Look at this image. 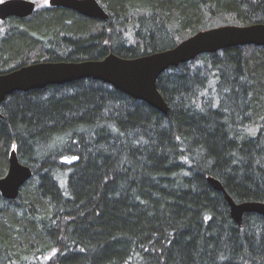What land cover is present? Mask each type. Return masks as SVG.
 Returning a JSON list of instances; mask_svg holds the SVG:
<instances>
[{"label": "trees", "instance_id": "obj_1", "mask_svg": "<svg viewBox=\"0 0 264 264\" xmlns=\"http://www.w3.org/2000/svg\"><path fill=\"white\" fill-rule=\"evenodd\" d=\"M37 1L0 23V74L41 62L133 59L195 33L264 23V0H97L110 26ZM159 113L92 79L16 91L0 103V178L9 152L32 171L0 195V264H264V46L171 67Z\"/></svg>", "mask_w": 264, "mask_h": 264}, {"label": "water", "instance_id": "obj_2", "mask_svg": "<svg viewBox=\"0 0 264 264\" xmlns=\"http://www.w3.org/2000/svg\"><path fill=\"white\" fill-rule=\"evenodd\" d=\"M48 5L72 10L82 16L103 21L106 27L110 26L109 15L97 0H48ZM34 11L33 1L5 0L0 3V20L11 16L24 18ZM248 45L264 46V23L225 25L199 31L173 48L133 59L120 58L110 53L98 61L34 63L0 74V103L16 91L27 92L50 85L92 79L108 84L165 115L168 106L157 89V80L166 70L187 63L201 54H213L219 50ZM31 176V169L20 163L16 151L12 149L8 156L6 174L0 178L1 197L16 200L21 187ZM207 182L215 191L223 194L230 217L239 227H242L245 214H257L264 218V202L236 203L217 179L208 177Z\"/></svg>", "mask_w": 264, "mask_h": 264}, {"label": "flooded vegetation", "instance_id": "obj_3", "mask_svg": "<svg viewBox=\"0 0 264 264\" xmlns=\"http://www.w3.org/2000/svg\"><path fill=\"white\" fill-rule=\"evenodd\" d=\"M3 1H5V0H0V3L1 2H3ZM30 1H33L34 3H35V9L37 8V1H35V0H30ZM44 3H45V5L46 6H49L48 5V0H45L44 1ZM50 7V6H49ZM51 8H61V7H51ZM62 9H66V8H62ZM66 10H69V9H66ZM72 11V10H71ZM74 12V11H73ZM34 13V12H33ZM76 13V12H75ZM78 14V13H77ZM78 15H80V14H78ZM31 16V15H30ZM82 16V15H81ZM27 17H29V16H27ZM27 17H24V18H17V17H13V16H11V17H7L5 20H0V23H3V22H5L6 20H9V19H11V18H17V19H20V20H23V19H25V18H27ZM85 17V16H84ZM88 18V17H87Z\"/></svg>", "mask_w": 264, "mask_h": 264}, {"label": "rangeland", "instance_id": "obj_4", "mask_svg": "<svg viewBox=\"0 0 264 264\" xmlns=\"http://www.w3.org/2000/svg\"><path fill=\"white\" fill-rule=\"evenodd\" d=\"M41 1H44V0H41Z\"/></svg>", "mask_w": 264, "mask_h": 264}, {"label": "bare ground", "instance_id": "obj_5", "mask_svg": "<svg viewBox=\"0 0 264 264\" xmlns=\"http://www.w3.org/2000/svg\"><path fill=\"white\" fill-rule=\"evenodd\" d=\"M210 177V176H209ZM257 215V214H256Z\"/></svg>", "mask_w": 264, "mask_h": 264}]
</instances>
